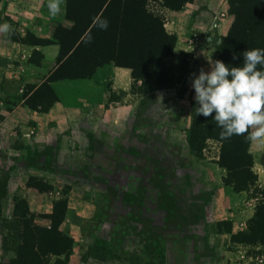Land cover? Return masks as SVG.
<instances>
[{"label": "rangeland", "instance_id": "obj_1", "mask_svg": "<svg viewBox=\"0 0 264 264\" xmlns=\"http://www.w3.org/2000/svg\"><path fill=\"white\" fill-rule=\"evenodd\" d=\"M47 4L0 0V23L12 25L0 33V263L14 257L16 219L49 227L54 202L64 200L59 229L73 239L67 264H264V245L231 238L264 199L227 186L220 142L207 140L196 157L186 140L198 104L192 80L215 61L233 19L227 0H192L178 11L148 3L176 36L174 53L188 55L176 87L140 93L131 76L115 79L122 67L106 65L93 78L51 82L56 102L42 112L35 89L57 67L59 43L73 27L67 0L54 17ZM248 151L263 191L264 143L250 141Z\"/></svg>", "mask_w": 264, "mask_h": 264}, {"label": "trees", "instance_id": "obj_2", "mask_svg": "<svg viewBox=\"0 0 264 264\" xmlns=\"http://www.w3.org/2000/svg\"><path fill=\"white\" fill-rule=\"evenodd\" d=\"M192 0H67V17L73 23L65 42H60L57 67L35 89L36 101L42 112L54 102L50 86L57 80L93 78L106 65L130 69V76L140 82V93L168 90L176 87L180 77L175 72L187 67V53H174L176 36L165 31L161 18L147 10L150 2H160L170 10H180ZM228 13L233 17L227 33L215 47V61L229 67L242 66L246 49L264 48V0H227ZM107 19V29H101L97 19ZM91 37V39H89ZM36 40V41H35ZM30 41L45 42L41 39ZM37 43V44H40ZM235 57V59L233 58ZM45 103L47 106H45ZM198 104L191 103L190 126L186 140L192 153L200 157L207 140L221 143L219 161L226 170V184L235 193L253 188L264 199V190L255 185L257 176L252 171L253 158L249 153L250 140L244 135L221 139L222 129L213 119L197 115ZM39 192L50 190V185H32ZM7 195V180L0 181V207ZM67 202L58 200L48 215L49 227H42L30 218L16 219L10 228L14 257L0 264H67L73 239L62 232L60 219L65 215ZM59 217V218H58ZM231 233L230 226L226 229ZM232 241L246 245H264V201H260L246 229L231 235Z\"/></svg>", "mask_w": 264, "mask_h": 264}, {"label": "clouds", "instance_id": "obj_3", "mask_svg": "<svg viewBox=\"0 0 264 264\" xmlns=\"http://www.w3.org/2000/svg\"><path fill=\"white\" fill-rule=\"evenodd\" d=\"M63 3L64 0H48L49 14H60ZM96 22L101 29H107L106 18ZM11 32L10 23H0V33ZM209 62L211 70H200L192 80L197 115L208 117L215 113L213 119L222 129L221 139L247 133L246 139L264 143V48L246 49L242 66L229 67L221 60Z\"/></svg>", "mask_w": 264, "mask_h": 264}, {"label": "crops", "instance_id": "obj_4", "mask_svg": "<svg viewBox=\"0 0 264 264\" xmlns=\"http://www.w3.org/2000/svg\"><path fill=\"white\" fill-rule=\"evenodd\" d=\"M231 21H232V19L230 18V20H228V26H227V29H225L226 31V33H227V31H228V29H229V25L231 24ZM222 24V23H221ZM115 73H116V75L118 76V77H116L115 79H117V80H119V81H121V82H124V80H125V78H126V76H130V71L128 70V69H117L116 71H115ZM118 88V87H117ZM118 89H120V88H118ZM120 90H122V89H120Z\"/></svg>", "mask_w": 264, "mask_h": 264}]
</instances>
